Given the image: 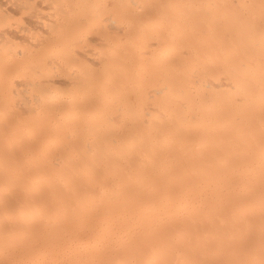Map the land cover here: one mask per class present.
Here are the masks:
<instances>
[{
  "label": "bare ground",
  "instance_id": "6f19581e",
  "mask_svg": "<svg viewBox=\"0 0 264 264\" xmlns=\"http://www.w3.org/2000/svg\"><path fill=\"white\" fill-rule=\"evenodd\" d=\"M0 264H264V0H0Z\"/></svg>",
  "mask_w": 264,
  "mask_h": 264
}]
</instances>
